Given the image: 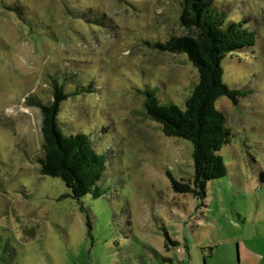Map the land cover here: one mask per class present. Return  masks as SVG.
Returning a JSON list of instances; mask_svg holds the SVG:
<instances>
[{
	"label": "rangeland",
	"instance_id": "rangeland-1",
	"mask_svg": "<svg viewBox=\"0 0 264 264\" xmlns=\"http://www.w3.org/2000/svg\"><path fill=\"white\" fill-rule=\"evenodd\" d=\"M255 44L227 54L219 97L231 131L226 174L205 196L173 190L189 181L192 144L166 136L145 112L150 89L184 107L198 76L184 53L147 43L188 30L180 0H0V264H264V0H227ZM65 134L91 136L105 157L80 200L43 175L41 112L55 83Z\"/></svg>",
	"mask_w": 264,
	"mask_h": 264
},
{
	"label": "trees",
	"instance_id": "trees-1",
	"mask_svg": "<svg viewBox=\"0 0 264 264\" xmlns=\"http://www.w3.org/2000/svg\"><path fill=\"white\" fill-rule=\"evenodd\" d=\"M179 22L188 33L147 44L159 51L186 55L198 76L191 94L180 108L174 103H159L150 89L142 93L146 114L160 124L164 135L192 144V178L184 182L170 177L173 190L203 198L207 181L226 174L219 151L231 138L225 116L215 102L225 96L237 104L242 93L224 82L222 60L238 49L253 46L256 36L247 19L230 18L227 0H180ZM55 86L46 103L36 96L25 99L41 112V156L37 157L40 172L61 179L73 199L80 200L89 192L100 196L96 183L105 169V157L89 134L63 133L57 114L69 94L62 84Z\"/></svg>",
	"mask_w": 264,
	"mask_h": 264
}]
</instances>
